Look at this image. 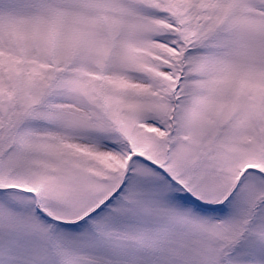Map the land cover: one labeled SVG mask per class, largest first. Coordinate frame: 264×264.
<instances>
[{"label":"snow or ice","instance_id":"snow-or-ice-1","mask_svg":"<svg viewBox=\"0 0 264 264\" xmlns=\"http://www.w3.org/2000/svg\"><path fill=\"white\" fill-rule=\"evenodd\" d=\"M0 264H264V0H0Z\"/></svg>","mask_w":264,"mask_h":264}]
</instances>
